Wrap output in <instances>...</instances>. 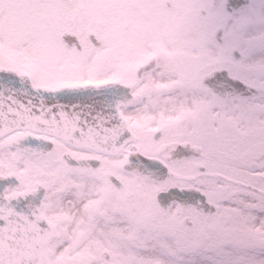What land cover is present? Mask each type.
<instances>
[{"label":"snow or ice","instance_id":"snow-or-ice-1","mask_svg":"<svg viewBox=\"0 0 264 264\" xmlns=\"http://www.w3.org/2000/svg\"><path fill=\"white\" fill-rule=\"evenodd\" d=\"M0 264H264V0H0Z\"/></svg>","mask_w":264,"mask_h":264}]
</instances>
